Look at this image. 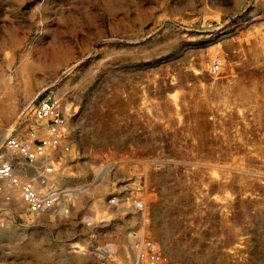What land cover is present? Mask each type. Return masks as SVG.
<instances>
[{"label":"rangeland","instance_id":"374dc122","mask_svg":"<svg viewBox=\"0 0 264 264\" xmlns=\"http://www.w3.org/2000/svg\"><path fill=\"white\" fill-rule=\"evenodd\" d=\"M46 94L60 144L22 177L59 204L4 183L0 264H145L144 239L166 264H264V0H0V143L45 134Z\"/></svg>","mask_w":264,"mask_h":264},{"label":"built area","instance_id":"2783aa9c","mask_svg":"<svg viewBox=\"0 0 264 264\" xmlns=\"http://www.w3.org/2000/svg\"><path fill=\"white\" fill-rule=\"evenodd\" d=\"M219 61L215 60L210 66V72L217 74ZM32 116L45 127V134L40 138L36 137V130L25 136L19 137L15 134L5 136L0 143V193L3 192L4 183L11 189H17L20 198L27 206V209L38 214L52 211L58 207L60 195L56 192H40L34 181L22 177V172L26 167L47 156V151L60 144L64 115L59 105L51 94L37 96L32 104ZM51 167V166H50ZM51 168H46L50 172ZM41 183H45L42 178ZM140 186L136 185V190ZM118 201L116 196L109 200L111 204ZM132 204L136 208L142 207L139 198L134 197ZM62 212L68 214V208H63ZM138 256L145 264H166L165 257L158 246L151 239H144L136 243Z\"/></svg>","mask_w":264,"mask_h":264},{"label":"bare ground","instance_id":"6f19581e","mask_svg":"<svg viewBox=\"0 0 264 264\" xmlns=\"http://www.w3.org/2000/svg\"><path fill=\"white\" fill-rule=\"evenodd\" d=\"M31 102H32V101H31ZM29 105H30V104H29ZM36 125H37V124H36ZM36 125H35V126H36ZM39 126H40V125H39ZM35 129H36V128H35ZM51 164H52V163H51ZM53 166H55L54 163H53ZM52 179H53V178H52ZM45 181H46V180H45ZM35 185H36V184H35ZM38 185H39V184H38ZM38 185H37V186H38ZM37 188H39V187H37ZM46 188H47V185H46ZM51 190H52V189H51ZM13 192H15V194H16V190H15V189H13ZM18 202H19V201H17V204H16V205H18V207H20V204H18Z\"/></svg>","mask_w":264,"mask_h":264}]
</instances>
